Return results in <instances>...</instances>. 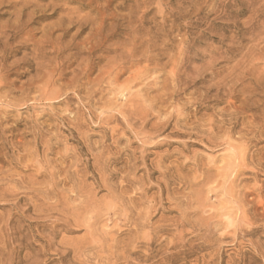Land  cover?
<instances>
[{
  "label": "rangeland",
  "instance_id": "obj_1",
  "mask_svg": "<svg viewBox=\"0 0 264 264\" xmlns=\"http://www.w3.org/2000/svg\"><path fill=\"white\" fill-rule=\"evenodd\" d=\"M0 264H264V0H0Z\"/></svg>",
  "mask_w": 264,
  "mask_h": 264
},
{
  "label": "bare ground",
  "instance_id": "obj_2",
  "mask_svg": "<svg viewBox=\"0 0 264 264\" xmlns=\"http://www.w3.org/2000/svg\"><path fill=\"white\" fill-rule=\"evenodd\" d=\"M82 77V76H81ZM82 87V86H81ZM90 93V92H89ZM55 101V100H54ZM63 104V103H62ZM146 116V115H145ZM203 122V121H202ZM154 123V122H153ZM215 128V127H214ZM137 130V129H136ZM137 132V131H136ZM220 133V132H219ZM5 134V133H4ZM201 134V133H200ZM22 142V141H21ZM17 147V146H16ZM50 149V148H49ZM244 153V152H243ZM106 157V156H105ZM65 158V157H64ZM230 158V157H229ZM14 161V160H13ZM99 162V161H98ZM64 165V164H63ZM37 168V167H36ZM59 169V168H58ZM232 170V169H231ZM118 172V171H117ZM199 176V175H198ZM223 176V175H222ZM29 177V176H28ZM61 180V179H60ZM83 180V179H82ZM212 180V179H211ZM197 183V182H196ZM231 183V182H230ZM48 186V185H47ZM119 188V187H118ZM25 189V188H24ZM64 189V188H63ZM207 189H209V188H207ZM25 193V192H24ZM210 194V193H209ZM88 195V194H87ZM42 197V196H41ZM207 197H208V195H207ZM233 197V196H232ZM27 201V200H26ZM30 201V200H29ZM232 201V200H231ZM116 203V202H115ZM235 203V202H234ZM260 203V202H259ZM262 203V202H261ZM121 204V203H120ZM114 206H116V204L114 205ZM225 206V205H224ZM257 206V205H256ZM85 207V206H84ZM203 207V206H202ZM71 208V207H70ZM239 208V207H238ZM52 210V209H51ZM122 210V209H121ZM233 210V209H232ZM98 211V210H97ZM217 211V210H216ZM229 211V210H228ZM234 211V210H233ZM126 212V211H125ZM124 212V214H126ZM205 212H207V211H205ZM208 213V212H207ZM197 214V213H196ZM199 214V213H198ZM201 214V213H200ZM223 214V213H222ZM182 215V214H181ZM210 216V215H209ZM212 216V215H211ZM92 217V216H91ZM206 217V216H205ZM214 218H216V217H214ZM239 218V217H238ZM127 219V218H126ZM222 219V218H221ZM238 221V220H237ZM67 224V223H66ZM107 226V225H106ZM107 234V233H106ZM147 234V233H146ZM145 234V235H146ZM151 234V233H150ZM148 236H149V234H148ZM142 237V236H141ZM160 237V236H159ZM150 238V237H149ZM142 239V238H141ZM90 240V239H89ZM82 245V244H81ZM114 245V244H113ZM68 246V245H67ZM134 249V248H133ZM169 249V248H168ZM77 250V249H76ZM110 253V252H109ZM80 260V259H79Z\"/></svg>",
  "mask_w": 264,
  "mask_h": 264
}]
</instances>
